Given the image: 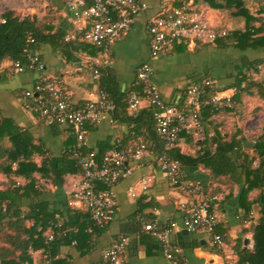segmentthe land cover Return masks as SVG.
Returning <instances> with one entry per match:
<instances>
[{"label":"crops","instance_id":"obj_1","mask_svg":"<svg viewBox=\"0 0 264 264\" xmlns=\"http://www.w3.org/2000/svg\"><path fill=\"white\" fill-rule=\"evenodd\" d=\"M138 1L145 5L144 10L137 15L130 30L111 45L107 54L92 49L85 42L87 47L84 50L80 49L69 55L60 47H53L48 43H40L35 49L47 72L59 78L73 103L79 105L96 99L101 85L120 92L130 90L137 67L150 61L153 64V82L166 103L175 104L179 99L184 103L186 86L194 82L200 72L204 74V68L205 74L213 78L220 89L216 92L234 100L232 85L235 82V66L244 56L249 62L264 60V47L241 50L230 46L219 47L217 43L176 46L163 50L157 58L151 60L146 19L156 14L165 2L176 5L178 0ZM227 2L228 0H199L196 10L216 27L230 31L244 30L245 18L232 13L236 11L235 7L225 9L223 5L228 4ZM239 2L254 17L248 24L252 30L261 28L264 33V0ZM7 11L20 20L35 19L48 32L64 34V40L72 31L65 0H0V20ZM84 56L99 62L102 72L99 81L94 80L88 67L80 65ZM258 69L254 80L262 83L264 63ZM34 79L33 70L17 72L12 68V60L1 61L0 193H6L7 188L14 190V185L8 184L5 171L7 161L10 162L11 171L16 168V163L11 162L10 158L18 159V153L23 152L36 165L45 160L49 169L48 177L52 176V179L40 180L42 186L38 184V187L44 193L35 198L23 196L17 199L14 195L15 203L24 212L36 203H42L47 209L56 211L55 218L59 224L75 223L81 220L80 215H84L85 211L75 209L78 211L72 217L71 213L68 214L69 208H72L69 205V192L78 176L74 165L66 162L64 152L71 146L73 135L66 125H47L38 115L25 108L24 92L32 89ZM144 104L130 115L143 111L141 109ZM238 106L236 124L227 122L229 112L203 118L205 138L197 140L180 136L177 144L180 152L195 157L202 156L207 149L213 151L216 144L204 141L210 140L219 132L223 140L227 141L237 134L234 139L240 141V151L248 159L255 157L256 138L261 135L264 124V100L254 90L252 95L244 96ZM250 115L259 116L261 121L253 127L248 125L246 118ZM147 128L142 116L134 123H127L115 120L112 114H106L98 123L87 125V147L105 153L115 141L125 144L139 140L145 142ZM158 146L149 145L140 160L130 161L132 173L113 187L117 201L115 217L98 236H89V244L80 241L79 245H75L72 239L50 248L45 241L37 238L36 245L27 249L19 264H99L104 248L118 236L127 237L122 252L123 264H173L162 255L155 238L141 235L139 223L135 219L136 213L139 211L151 214L160 221L174 219L181 224L185 213L195 201L209 194L218 196L214 204L217 217L215 230L221 237V246L215 247L202 231L191 233L181 227L172 234L171 242L181 250V258L187 264H237L238 252L252 250L254 245L253 232L261 217L259 196L264 194V181H256V185L249 187L247 191L248 180L240 179V183H235L229 174L213 175L207 167L199 163L195 170L186 167L184 172L187 178L201 182L202 191L188 194L182 187L170 185L164 174L158 170L156 158L161 149ZM257 164L256 157L253 166ZM63 169L67 173L62 174ZM9 174L16 185L25 181L23 177ZM233 174L243 177L241 169L235 170ZM143 177L148 179L144 185L140 182ZM130 188L136 194L134 197L129 195ZM0 199V208L6 207L9 200L6 201L4 196H0ZM25 223L31 226L34 222L27 219ZM47 233L48 231L44 235ZM18 255L19 252H16V256Z\"/></svg>","mask_w":264,"mask_h":264},{"label":"built area","instance_id":"obj_2","mask_svg":"<svg viewBox=\"0 0 264 264\" xmlns=\"http://www.w3.org/2000/svg\"><path fill=\"white\" fill-rule=\"evenodd\" d=\"M198 1L178 0L176 5L165 2L156 14L146 19L151 60L179 41L186 45H208L227 37L230 30L210 24L197 12ZM65 6L72 28L65 40L88 43L102 54H107L111 45L130 30L137 15L145 8L138 0H65ZM0 22L4 23V19ZM32 42L33 38L28 36L23 50L26 62L12 61L14 71L30 69L35 73L32 89L24 92V106L47 125H66L71 130L73 142L64 155H70L76 160L80 174L69 192V205L86 211L92 223L104 229L117 211L114 185L132 173L130 161L140 160L147 151V145L142 140L131 144L115 141L100 157L95 150L88 149L87 125L96 124L106 114H112L114 99L101 87L96 99L79 105L73 103L59 78L49 74L38 54L28 49V44ZM80 65L88 67L94 80L99 81L102 72L98 61L84 56ZM213 87L214 81L209 78L192 82L185 90V100L181 107L167 104L153 82V64L150 61L137 67L134 84L126 99L129 114L134 113L142 103L154 108L152 119L162 144L156 158L158 169L170 185L180 186L188 194L201 193V182L187 178L181 164L170 156L169 151L181 134L192 135L197 140L205 138L201 116L203 104L213 109L234 105L231 97L217 92L203 101L202 98ZM147 180L143 177L140 182L144 185ZM129 195H136L131 188ZM217 200V195L199 198L185 213L181 224L174 219L160 221L154 215L146 217L137 214L135 219L142 232L156 239L167 260L173 264H187L181 258V250L171 242V236L179 227L191 233L202 231L215 247L221 246V237L215 230L217 217L214 204ZM50 225L56 231L48 232L45 242L64 235L59 223ZM126 243L125 236L113 239L102 251L99 264H123L122 252Z\"/></svg>","mask_w":264,"mask_h":264},{"label":"trees","instance_id":"obj_3","mask_svg":"<svg viewBox=\"0 0 264 264\" xmlns=\"http://www.w3.org/2000/svg\"><path fill=\"white\" fill-rule=\"evenodd\" d=\"M227 3L228 4L223 5L225 9L229 10L232 7H235L236 11H233L232 13L235 14V16L242 15L246 20V27L244 30H231L227 37L216 41L217 45H219V47L230 46L241 50L246 48L264 47V33L261 28L252 30V28L248 25L254 20V17L246 9H244L243 4H241L239 0H228ZM2 17V19H4V23L0 24V63L4 59L26 62V55L23 50L26 47V39L28 36L33 38V42L29 43L27 47L34 52L40 43H48L53 47H60L66 55H69V53L76 52L80 49L84 50L87 47V45L81 41H65L64 34L62 33L48 32L46 29L39 26L35 19L25 18L20 20L10 11L5 12ZM185 45V43L179 41L175 43L172 48L176 46L184 47ZM262 63H264V60L259 59L249 62L246 60L245 56L242 57L239 63L235 66V82L232 85L234 90V105L231 107H219L213 109L210 105L203 104L201 106L202 120L203 118H208L216 114L218 115L220 113L234 110L238 111V104L242 101V98L246 95H252L254 90H256L259 97L264 100V81L262 83H257L254 80V75L259 72L258 66ZM203 78H209L211 80L213 79L209 75L202 74V72H200L199 77L195 81L201 80ZM101 86L114 99L115 108L112 112L113 118L121 122L134 123L137 119H140L141 116L144 117V121L148 125L146 132L147 138L145 139L147 148L149 145H153L154 147L159 145L162 149V144L157 136L155 124L152 119L154 108L145 103L144 107L141 109L143 111L131 116L126 110V99L130 90L120 92L118 90L106 88L103 85ZM216 91H220V89L217 87L216 83H214L213 89H209L202 100H208L209 96L213 93H216ZM182 104L183 102H181V99H179L174 105L181 107ZM180 136L193 138L192 135L187 134H181ZM234 136L237 137V134ZM234 136H232V139L227 141L223 140V136L220 135L219 132H216L213 138L204 141V143L207 141L215 143V149L213 151H209L207 149L202 156L200 155L195 157L182 154L178 149L177 144L179 140H177L175 146L169 151V154L173 159L179 161L183 170L186 167L190 168L191 170H195L196 166L199 163H202L210 170L211 174L213 175L229 174L230 179H232V181L235 183H240V179H244V181L248 180V186L246 188L248 191L249 187L256 185V181H264V124L261 135L256 138L255 157H252L251 159H248V156L240 151V141H236ZM96 153L99 157L103 154L102 151H96ZM18 155V159L10 158L11 162L13 161L16 163V168L14 171H11L9 161L5 163V171L7 178L9 179L8 184H13L14 190L7 188L5 190L6 193H0V196H4L6 201L9 200V203L6 205V207L0 208V264H19L22 259V255L27 251V249L30 246L34 247L36 245L37 238L41 239L39 241H45L46 234L44 235V233H46V231H56V228L52 227L50 223H58L57 219L55 218L56 211L47 209L45 204L36 203V205L33 207H28L26 212H24L20 206L16 205L15 196H17V199L18 197L21 198L23 196H27L28 198H35L37 196L39 197L44 193L43 191L39 190L40 188L38 187V184L40 187L42 186L40 180L49 178L52 179V176L48 177L49 169L45 160H43L40 165H36L33 161H30L23 152H19ZM9 156L10 155L8 154L7 157ZM256 157L258 158V164L257 166H253V160ZM65 160L66 162L69 161L68 164L72 166L74 165L77 175H79L80 168L77 165L76 160L70 155H65ZM237 169L242 170L243 177L242 175L237 176L233 174V172ZM9 173H13L18 177H23L25 178V181L16 185ZM61 173L65 174L67 171L63 169ZM35 174L38 176H35ZM259 206L261 217L259 218L257 225L254 227L253 248L252 250H242L238 252L237 264H264L263 193L259 196ZM77 211L78 210H75L74 208H69L68 214L71 213L72 217V214L74 215L77 213ZM137 214H141L146 217L151 216V214L147 215L140 213L139 211L136 213V215ZM77 217L78 215L76 216V220ZM80 218L81 220L75 221V223H61L60 227L64 231V235L55 238L51 242H45L46 245H49L48 247L53 248L55 245L61 242H68L72 239L75 241V245H79L80 241L89 244V236H98L102 229L98 228L92 223L89 214L86 211L84 212V215H80ZM27 219L32 220L34 223L31 226H27L25 223ZM74 229H76V231H74ZM139 230L141 231V226ZM140 233L141 235H148V237H152L151 235L142 231ZM16 252H19L18 256H16Z\"/></svg>","mask_w":264,"mask_h":264},{"label":"rangeland","instance_id":"obj_4","mask_svg":"<svg viewBox=\"0 0 264 264\" xmlns=\"http://www.w3.org/2000/svg\"><path fill=\"white\" fill-rule=\"evenodd\" d=\"M228 112H230V113H227L229 116L227 122L230 124H232V122H234L236 124L237 116L239 115L238 111L234 110V111H228ZM259 118H260L259 116L250 115L249 117L246 118L248 121V122L247 121L246 122L248 123V125L253 127L258 121H261V119H259ZM224 123H226V122H224Z\"/></svg>","mask_w":264,"mask_h":264},{"label":"water","instance_id":"obj_5","mask_svg":"<svg viewBox=\"0 0 264 264\" xmlns=\"http://www.w3.org/2000/svg\"><path fill=\"white\" fill-rule=\"evenodd\" d=\"M203 73H204V74L206 73V69H205V68L203 69Z\"/></svg>","mask_w":264,"mask_h":264}]
</instances>
